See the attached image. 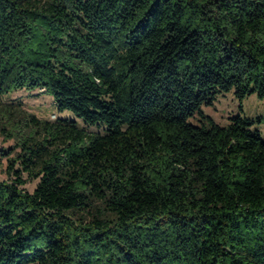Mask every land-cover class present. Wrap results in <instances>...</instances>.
I'll return each instance as SVG.
<instances>
[{
  "label": "trees",
  "instance_id": "obj_1",
  "mask_svg": "<svg viewBox=\"0 0 264 264\" xmlns=\"http://www.w3.org/2000/svg\"><path fill=\"white\" fill-rule=\"evenodd\" d=\"M231 90L264 99V0H0V264H264L262 119L201 109Z\"/></svg>",
  "mask_w": 264,
  "mask_h": 264
},
{
  "label": "rangeland",
  "instance_id": "obj_2",
  "mask_svg": "<svg viewBox=\"0 0 264 264\" xmlns=\"http://www.w3.org/2000/svg\"><path fill=\"white\" fill-rule=\"evenodd\" d=\"M5 102L22 101L23 106L20 108V113H14V120L21 119L27 114H35L41 119L55 120L58 118L71 117L77 119L70 112H59L50 95L41 92H28L25 90L14 91L3 96ZM202 112L210 116L216 123L221 126H227L230 122V117L233 115H241L253 120L261 118V123L256 122L254 129H259L264 136V99H261L256 93L239 100L234 94V90L223 92L218 95L212 105L202 106ZM78 120V119H77ZM202 117L196 115L189 119V122L199 125ZM81 123L82 121L79 120ZM16 144V139H8L0 131V180L8 179L6 174L7 156L3 155L6 150H10ZM37 181H31L26 185L29 191H33Z\"/></svg>",
  "mask_w": 264,
  "mask_h": 264
}]
</instances>
